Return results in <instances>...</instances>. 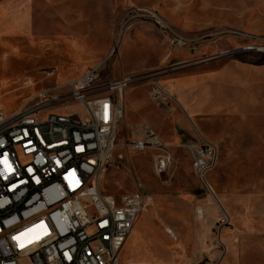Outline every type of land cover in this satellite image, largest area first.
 Returning <instances> with one entry per match:
<instances>
[{
    "label": "rangeland",
    "instance_id": "obj_1",
    "mask_svg": "<svg viewBox=\"0 0 264 264\" xmlns=\"http://www.w3.org/2000/svg\"><path fill=\"white\" fill-rule=\"evenodd\" d=\"M254 46L264 0H0V106L13 113L104 60L135 76L121 135L145 122L172 154L158 175L154 152L125 151L102 178L108 194L154 199L130 242L143 241L136 260L264 264V49ZM205 141L218 150L212 189L193 165Z\"/></svg>",
    "mask_w": 264,
    "mask_h": 264
},
{
    "label": "built area",
    "instance_id": "obj_2",
    "mask_svg": "<svg viewBox=\"0 0 264 264\" xmlns=\"http://www.w3.org/2000/svg\"><path fill=\"white\" fill-rule=\"evenodd\" d=\"M107 65L43 88L13 113L0 106V264H121L136 222L153 205L144 191L115 196L101 188L125 151L154 152L158 175L172 165L149 124L129 125L121 135L125 93L136 77ZM73 101L81 112L56 110ZM193 156L195 173L212 189L207 176L217 147L199 143Z\"/></svg>",
    "mask_w": 264,
    "mask_h": 264
},
{
    "label": "crops",
    "instance_id": "obj_3",
    "mask_svg": "<svg viewBox=\"0 0 264 264\" xmlns=\"http://www.w3.org/2000/svg\"><path fill=\"white\" fill-rule=\"evenodd\" d=\"M138 233H139V221L134 226V229L131 232L130 236L128 237L126 244H125V246L121 252V264H142L136 260L137 254H135L132 247L137 245V244H141L140 242H143V241H141L140 239H136L137 241H135V242H139V243H136V244L131 243L130 244L131 240L136 238ZM144 264H147V263H144Z\"/></svg>",
    "mask_w": 264,
    "mask_h": 264
},
{
    "label": "bare ground",
    "instance_id": "obj_4",
    "mask_svg": "<svg viewBox=\"0 0 264 264\" xmlns=\"http://www.w3.org/2000/svg\"><path fill=\"white\" fill-rule=\"evenodd\" d=\"M182 42L184 43L185 41H182V40H181V42H179V43H180V44H183ZM251 49H257V50H258V49H264V46H258V47H255V46H254V47H252ZM163 91H164V90H163ZM165 92H166V91H165ZM133 229H134V228H133ZM132 231H133V230H132Z\"/></svg>",
    "mask_w": 264,
    "mask_h": 264
}]
</instances>
